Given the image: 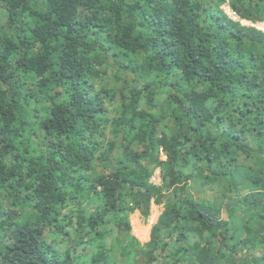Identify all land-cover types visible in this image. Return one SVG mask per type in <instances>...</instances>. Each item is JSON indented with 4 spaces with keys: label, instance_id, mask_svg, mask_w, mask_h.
Returning <instances> with one entry per match:
<instances>
[{
    "label": "trees",
    "instance_id": "1",
    "mask_svg": "<svg viewBox=\"0 0 264 264\" xmlns=\"http://www.w3.org/2000/svg\"><path fill=\"white\" fill-rule=\"evenodd\" d=\"M242 21L264 0H0V264H264V31Z\"/></svg>",
    "mask_w": 264,
    "mask_h": 264
},
{
    "label": "rangeland",
    "instance_id": "2",
    "mask_svg": "<svg viewBox=\"0 0 264 264\" xmlns=\"http://www.w3.org/2000/svg\"><path fill=\"white\" fill-rule=\"evenodd\" d=\"M223 8L231 17L239 21V18L231 11L229 6L225 5L223 6ZM242 24L248 25V26H254L264 31V22L251 23L247 21H242ZM5 31L7 32L6 28H5ZM109 80L113 82V79H107L105 82ZM113 85L119 86V83H116ZM164 158L165 157L163 156V159ZM151 181L155 183L156 185H161L162 179H161L160 169L155 170ZM194 192L199 198L213 199L218 196L219 189L217 187L197 185L196 187H194ZM164 206H165L164 204L156 205L155 203H153L152 209H151V216L149 217V219H144L139 212L129 214V219L132 225V234L138 239V241L141 244H146L150 240L151 229L153 225L157 222L162 211L164 210ZM224 217H226L225 214H224ZM115 256L117 260H120V255L118 253Z\"/></svg>",
    "mask_w": 264,
    "mask_h": 264
},
{
    "label": "built area",
    "instance_id": "3",
    "mask_svg": "<svg viewBox=\"0 0 264 264\" xmlns=\"http://www.w3.org/2000/svg\"><path fill=\"white\" fill-rule=\"evenodd\" d=\"M162 155L164 156V154L162 153ZM165 157V156H164ZM164 159H166V157L164 158Z\"/></svg>",
    "mask_w": 264,
    "mask_h": 264
}]
</instances>
